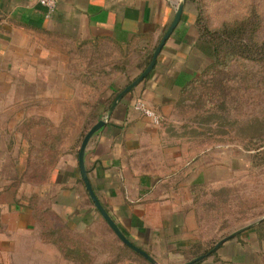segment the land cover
<instances>
[{"label":"crops","instance_id":"crops-1","mask_svg":"<svg viewBox=\"0 0 264 264\" xmlns=\"http://www.w3.org/2000/svg\"><path fill=\"white\" fill-rule=\"evenodd\" d=\"M180 1L59 0L46 18L38 0H0V264L3 249L14 250L19 235L38 228L33 197L50 201L76 228L105 221L82 179L79 154L67 153L80 124H69L73 137L61 146L56 142L52 158L49 146L43 149L48 124L59 128L64 118L82 114L83 64L77 54L82 48L110 42L133 55L135 64L117 87L124 89L145 70ZM189 5L186 0L152 72L118 103L84 154L89 181L104 209L155 262L194 260L192 247L203 241L198 197L204 187L221 181L216 174L224 178L225 173L172 130L185 95L208 62ZM139 100L163 117L160 126L134 110ZM51 162L56 167L45 182L25 181L30 166ZM263 234L257 227L248 229L202 264H264Z\"/></svg>","mask_w":264,"mask_h":264},{"label":"rangeland","instance_id":"rangeland-1","mask_svg":"<svg viewBox=\"0 0 264 264\" xmlns=\"http://www.w3.org/2000/svg\"><path fill=\"white\" fill-rule=\"evenodd\" d=\"M189 2L200 25L210 34L221 35L217 40L220 55L214 60L203 53L208 62L185 95L172 130L191 143L193 152H205L211 163L225 168L224 178L221 172L216 174L221 181L204 187L197 200L199 238L213 243L264 218V0ZM229 29L236 33L230 40ZM77 54L83 64L82 114L64 118L59 128L50 122L56 131L51 158L58 141L60 146L69 142L72 126L80 124V134L76 133L67 153L77 150L103 115L100 101L113 97V89L135 64L133 55L110 42L86 46ZM49 167L52 172L56 166ZM45 169L43 165L30 166L25 181L45 182ZM37 200L46 211L48 227L55 231L50 234L51 241L43 242L41 227L19 235L14 250L3 249L2 264H151L126 247L105 221L92 220L76 228L53 210L50 201ZM52 240H59L62 250ZM186 262L180 258L156 261Z\"/></svg>","mask_w":264,"mask_h":264},{"label":"water","instance_id":"water-1","mask_svg":"<svg viewBox=\"0 0 264 264\" xmlns=\"http://www.w3.org/2000/svg\"><path fill=\"white\" fill-rule=\"evenodd\" d=\"M185 2L186 0H181L177 6V10L174 16V19L171 23V25L169 26V28L167 29L165 35L163 36L160 44L158 45V47L156 48L154 54H153V58L152 61L150 62V64L147 66V68L133 81L131 82L126 88H124L122 90V92L117 96V98L115 99V101L113 102L108 115L105 118H102L96 125H94V127L88 132V134L85 136L80 152H79V167H80V172H81V176L82 179L86 185V188L90 194V197L93 201V203L95 204V207L97 208V210L100 212V214L102 215V217L104 218V220L107 222V224L109 225V227L113 230V232L116 234V236L119 238V240L125 244L127 247H129L131 250L135 251L136 253L140 254L141 256H143L144 258H146L147 260H149V262H151L152 264H157L155 261H153L151 259V257L142 249H140L139 247H137L136 245H134L123 233L122 231L119 229V227L116 225V223L114 222V220L110 217V215L106 212V210L104 209L103 205L101 204V202L99 201V199L97 198L92 185L89 181V177H88V172L85 166V162H84V154H85V150H86V146L89 142V140L91 139V137L98 131L100 130L106 123L107 121L111 118L112 113L114 111V109L116 108V106L118 105L119 102H121V100L127 95L129 94L133 89H135L141 82L144 81V79H146L149 74L152 72V70L155 67V64L157 62V58L159 56V54L161 53L162 48L164 47V45L166 44L167 40L170 38V36L172 35L173 31L175 30V28L177 27V25L179 24L182 15H183V11H184V6H185ZM264 220V218L262 220H259L249 226H246L240 230H237L235 232H233L232 234H230L229 236L223 238L222 240H220L215 247L207 254L201 257H198L194 260H191L190 262H187L185 264H194L196 262H200L203 261L205 258H207L208 256H211L213 253H215L225 242H227L228 240L236 237L237 235H239L240 233L251 229L255 226H257L259 223H261Z\"/></svg>","mask_w":264,"mask_h":264},{"label":"trees","instance_id":"trees-1","mask_svg":"<svg viewBox=\"0 0 264 264\" xmlns=\"http://www.w3.org/2000/svg\"><path fill=\"white\" fill-rule=\"evenodd\" d=\"M189 1H193V0H189ZM196 24L198 26V30L200 32V38H199V48L200 50L206 54L207 56H209L210 58L216 60L218 58V56L220 55V50H219V46L217 44V40H219L221 38V35H218V33L216 34H210L208 32V30H206L205 28H203L201 25H200V21H199V18L196 19ZM224 32V31H223ZM229 32H232V33H229ZM225 34L223 35V37H225ZM236 34L234 31L232 30H228L227 32V38L229 39V37L232 39L233 35ZM230 40V39H229ZM230 48H233L229 45ZM157 48V47H156ZM156 48L153 50V52L148 56L146 62H145V69L147 68V66L150 64V62L152 61V58H153V54H154V51L156 50ZM235 48V47H234ZM233 48V49H234ZM245 52V51H244ZM233 53V52H232ZM234 54V53H233ZM123 89H118L117 87L113 89L112 91V95L113 97L110 99H106V101H100L101 105H105L106 103V107L102 106L101 110H103V113H106L108 112V110L110 109V106L113 104V102L115 101V99L117 98V96L122 92ZM100 121V119H99ZM97 121V123L99 122ZM96 123V124H97ZM95 124V125H96ZM54 132L55 129H54V126L49 123L48 124V133H47V137L44 141V146H43V149L46 151V147L49 146V153H50V150L52 149L51 146H53L52 144V141L54 139L53 135H54ZM82 143L83 141L81 140L78 144V148L76 151H74L76 153V155L79 154V151H80V148L82 146ZM55 154V153H54ZM51 155V154H50ZM39 165V164H38ZM51 165H54L55 166V163H48V164H44L43 166H46V169H45V173H46V176H48L51 171H50V167ZM54 169V168H53ZM52 169V170H53ZM38 200L36 197H33L32 198V206H33V210H34V216H35V220L37 222V225L38 227H41L42 229V232H41V237L43 239V242H50L51 240L49 239L51 236L50 234H54L55 231H51V228L48 227V224L46 223L47 222V219L45 218V214H46V211H43L42 208H40L38 205ZM198 204V203H197ZM257 228H259L262 232H264V221L262 223H260ZM47 230V231H46ZM58 232V231H57ZM57 234V233H56ZM261 236H264L261 235ZM53 241V240H52ZM219 242V241H218ZM218 242H209L208 240H203L201 243H197V244H194L193 247H192V254L194 256V259L198 258V257H201V256H204V255H207L214 247L215 245L218 243ZM52 243H56V245H58V247L62 250V248L60 247L61 244H60V241L59 240H55L53 241ZM212 243V244H210ZM202 244H210V246L208 247H201L200 245ZM126 246V245H125ZM127 247V246H126ZM215 254V253H214ZM213 254V255H214ZM141 256V255H140ZM143 257V256H141ZM144 258V257H143ZM145 259V258H144ZM203 261H200V262H196L194 264H202Z\"/></svg>","mask_w":264,"mask_h":264},{"label":"built area","instance_id":"built-area-1","mask_svg":"<svg viewBox=\"0 0 264 264\" xmlns=\"http://www.w3.org/2000/svg\"><path fill=\"white\" fill-rule=\"evenodd\" d=\"M38 2L45 9L46 18H50L55 13L59 0H38ZM133 108L143 116L151 118L157 126L163 123V117L145 102L139 100L133 104Z\"/></svg>","mask_w":264,"mask_h":264}]
</instances>
